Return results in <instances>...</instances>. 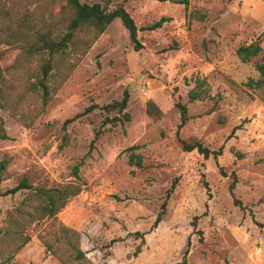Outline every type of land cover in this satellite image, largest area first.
Segmentation results:
<instances>
[{
  "label": "rangeland",
  "instance_id": "obj_1",
  "mask_svg": "<svg viewBox=\"0 0 264 264\" xmlns=\"http://www.w3.org/2000/svg\"><path fill=\"white\" fill-rule=\"evenodd\" d=\"M186 1L80 0L125 9L143 47L120 19L99 36L78 30L51 57L45 106L35 86L50 56L27 58L20 37L60 40L66 0H0V264H79L68 243L92 264H179L188 247L187 264H264V100L247 85L255 62L237 55L241 45L264 47V0ZM198 78L211 98L191 102ZM125 95L128 119L105 110ZM178 100L189 115L182 129ZM182 141L220 155L205 159ZM132 152L141 166L129 163ZM24 179L32 190L4 195ZM70 183L82 192L41 220L35 189Z\"/></svg>",
  "mask_w": 264,
  "mask_h": 264
},
{
  "label": "trees",
  "instance_id": "obj_2",
  "mask_svg": "<svg viewBox=\"0 0 264 264\" xmlns=\"http://www.w3.org/2000/svg\"><path fill=\"white\" fill-rule=\"evenodd\" d=\"M187 1L185 0L184 3ZM66 7L70 11V20L68 25V31L65 33V35L60 40H55L50 38L49 35L41 33L34 36H30L27 38V36H21V40H25V43L23 44V53L27 58L37 56L40 54L47 53L50 56V59L47 60L43 66H42V81L40 80L37 84L36 89L43 90V99H44V105L46 106L48 104L49 98H50V88L46 84L47 80L49 79L52 71V65H51V57H53L55 54L60 52H65L69 46L73 43L75 34L78 30L83 28L88 29H94L96 31V36L101 35L103 32L106 31V29L109 27V25L116 19H120L123 23V25L128 29L131 42L134 46V49L136 51H140L142 49V44L138 38V27L134 21V19L131 17V15L123 8L115 10L113 12L107 13L100 4H94V5H88L83 4L80 2V0H66ZM165 20H161L155 25L151 26L150 30H155L162 26L163 22ZM18 39V38H17ZM2 42H0L1 44ZM2 52L0 51V58L2 57ZM237 55L240 58V60L243 63H251L255 62L256 70L259 73V76L257 79L251 78L249 79L247 85L251 90L261 92L262 98L264 100V47L257 43L253 42L251 44H245L241 45L237 49ZM3 81V71L0 66V85ZM0 94H1V87H0ZM189 100L191 102L195 101H205L207 99H210V87L207 84L205 79L198 78L195 80V86L192 90H190L189 94ZM129 101V96L125 95L123 100L121 102H114L113 104H110L105 107V110L107 112H112L114 110H117L119 113H124L127 104ZM176 107L180 111L181 115V122L178 126V129H182L185 124L189 120L188 115V108L185 104H183L180 100L176 101L175 103ZM124 117L128 119V115L124 113ZM121 117H114L112 119L108 118L107 123L113 124L114 126L118 125L119 122H121ZM0 137L6 138L5 134V128L2 120L0 119ZM98 134L96 135L95 140L97 139ZM94 143V142H93ZM183 143V149L186 152H192L194 150H197L200 154L204 156L205 159H209L211 155L214 157L220 155L219 152L211 151L210 149L204 147L202 143L196 142V143H187L185 141H182ZM138 147L133 146L129 150L134 151ZM129 163L131 165H142V157L135 154L134 152L131 153L129 157ZM79 166H76L74 168V176L77 179H80L79 176ZM234 182L236 181V174H233ZM235 185L234 183L231 186V191H233ZM33 187L28 183L26 179L23 180L17 187L8 190L4 195L9 194H16L21 190H32ZM82 192L81 184L79 183H70L65 184L60 187L56 188H50V189H35L34 196L36 197L38 201V207H37V215L39 218L45 219L50 217H56L67 205L68 203L75 197H77ZM166 208V203L163 204V211L160 212L157 216V219L155 221V227L159 225V223L162 221V217L164 215V210ZM67 231L72 232L78 237V233L76 231H73L69 228H64ZM144 241V240H143ZM29 242V238H26L25 242H23L22 245L18 246L17 249H14L11 247V255L8 257L7 260L12 258V255L18 251L23 245H26ZM69 247L75 252L74 260L77 261L79 264H92L86 257V254L80 250L78 243H68ZM190 245V244H188ZM9 249V248H8ZM9 251V252H10ZM142 252V247L138 246L133 254L134 257H137ZM189 254V247L186 249L183 261L179 264H187V257ZM62 264H68L66 262H63L61 260Z\"/></svg>",
  "mask_w": 264,
  "mask_h": 264
}]
</instances>
